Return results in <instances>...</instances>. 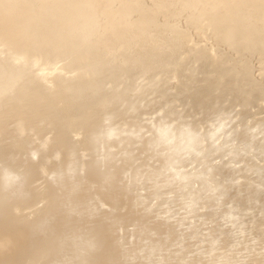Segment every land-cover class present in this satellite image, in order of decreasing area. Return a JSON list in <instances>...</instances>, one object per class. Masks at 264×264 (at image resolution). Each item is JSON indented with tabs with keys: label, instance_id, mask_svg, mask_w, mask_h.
<instances>
[{
	"label": "bare ground",
	"instance_id": "6f19581e",
	"mask_svg": "<svg viewBox=\"0 0 264 264\" xmlns=\"http://www.w3.org/2000/svg\"><path fill=\"white\" fill-rule=\"evenodd\" d=\"M0 264H264V0H0Z\"/></svg>",
	"mask_w": 264,
	"mask_h": 264
},
{
	"label": "clouds",
	"instance_id": "9594fccd",
	"mask_svg": "<svg viewBox=\"0 0 264 264\" xmlns=\"http://www.w3.org/2000/svg\"><path fill=\"white\" fill-rule=\"evenodd\" d=\"M252 131L255 132L256 129L254 128V129H252ZM113 134H114V133H113L112 130H110L109 133H108L109 136H111V135H113ZM194 142H195V141H194V137H189V144H190V145H194ZM230 218H231V219H238V217H236V216H230Z\"/></svg>",
	"mask_w": 264,
	"mask_h": 264
}]
</instances>
